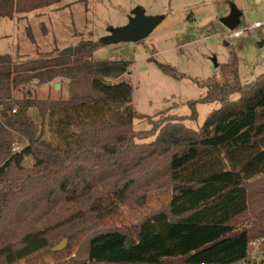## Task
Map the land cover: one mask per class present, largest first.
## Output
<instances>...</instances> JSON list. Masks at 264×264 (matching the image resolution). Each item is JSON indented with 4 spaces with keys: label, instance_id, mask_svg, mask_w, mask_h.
<instances>
[{
    "label": "trees",
    "instance_id": "obj_1",
    "mask_svg": "<svg viewBox=\"0 0 264 264\" xmlns=\"http://www.w3.org/2000/svg\"><path fill=\"white\" fill-rule=\"evenodd\" d=\"M61 1L0 0V18L13 20ZM99 46L82 41L71 57L31 61L0 55V229L5 236L0 264L45 251L62 253L54 250L56 231L89 217L95 224L105 220L114 211L107 208L126 203L140 166L162 155L172 191L167 207L131 229L97 232L84 245L85 259L61 264H250L253 242L263 239L264 252V228H237L236 222L253 197H264V73L241 84L233 57L221 67L220 80L199 83L206 96L190 102L192 121L197 103L220 104L201 129L187 127L184 117L166 116L150 130L136 132L133 121L141 116L131 105L132 86L106 82L123 76L130 64L95 61ZM158 67L178 78L174 68ZM64 79L70 80L68 100L15 98L32 81ZM234 94L237 100L231 99ZM30 109L48 122L50 140ZM146 139L151 142L136 141ZM15 143L20 152H12ZM26 159L31 168L23 165ZM100 185L107 187L104 192L97 191ZM81 202L82 208L70 209L64 220L33 228L38 217L55 214L60 204ZM15 220L25 230L13 235ZM83 232L88 231H77Z\"/></svg>",
    "mask_w": 264,
    "mask_h": 264
},
{
    "label": "rangeland",
    "instance_id": "obj_2",
    "mask_svg": "<svg viewBox=\"0 0 264 264\" xmlns=\"http://www.w3.org/2000/svg\"><path fill=\"white\" fill-rule=\"evenodd\" d=\"M138 7L143 8L146 16L163 18L150 36L138 44L102 45V40L113 30L129 23ZM233 10L240 11L239 27L258 22L262 27L245 38L230 37L222 21ZM82 41L100 45L93 54L95 61L130 64L123 76L107 78L106 82H125L132 86L131 105L141 116L133 121L136 132L150 130L152 122L166 116L184 117L187 127L199 130L209 115L220 108L218 103H197V120L189 119L192 113L190 102L202 99L207 93L199 83L211 78L220 80L221 67L231 62L233 57L238 60L241 84L248 85L264 73V0H62L18 15L13 20L0 18V55H12L16 61L58 56L64 49H74ZM158 64L174 68L178 78L163 73ZM57 82H63L62 88L54 87ZM69 84V79L47 84L32 81L25 91L16 92L15 98L28 97L45 102L68 100ZM238 98V94L231 97L232 100ZM29 115L42 127L46 140H50L48 122H43L36 109H30ZM136 141L148 143L151 139ZM166 162V156L162 155L142 164L136 172V184L128 192L126 203L107 208V212L114 211L99 224L93 223L89 217L56 231L55 234H60L55 241L67 240L62 253L45 251L16 264H61L77 256L85 259L87 250L84 245L97 232L131 229L154 212L165 209L172 196ZM32 164L26 159L23 165L31 168ZM105 188V185H100L97 191L104 192ZM74 207V210L82 208V202L60 204L49 218L47 215L38 217L33 228L48 226L59 218L64 220ZM236 224L237 228H264V197H253L249 211ZM24 230L20 221L15 220L12 234ZM79 230L88 232L77 233ZM0 238H5L1 229ZM69 238H72L71 242ZM254 248L255 244H251L250 264H254V260L256 264H264L260 245L258 249Z\"/></svg>",
    "mask_w": 264,
    "mask_h": 264
},
{
    "label": "water",
    "instance_id": "obj_3",
    "mask_svg": "<svg viewBox=\"0 0 264 264\" xmlns=\"http://www.w3.org/2000/svg\"><path fill=\"white\" fill-rule=\"evenodd\" d=\"M240 11L233 10L232 14L222 21V24L228 30H234L239 24ZM163 18L160 16L149 17L144 13L143 8L138 7L134 11V16L130 19L129 23L117 30H113L109 36L104 38L101 42L102 45H111L118 43H134L138 44L150 36L153 30L161 24ZM74 54V49L72 47L64 49L60 56L71 57ZM56 88L60 87V84H56ZM142 204V200H139ZM67 240L60 242L55 248V251H60L64 249Z\"/></svg>",
    "mask_w": 264,
    "mask_h": 264
},
{
    "label": "built area",
    "instance_id": "obj_4",
    "mask_svg": "<svg viewBox=\"0 0 264 264\" xmlns=\"http://www.w3.org/2000/svg\"><path fill=\"white\" fill-rule=\"evenodd\" d=\"M261 27H262V24L259 23V22L258 23H254L251 26L245 25V26H241V27H239V24H238L237 27L234 30H232V31L228 30V34L232 38H245V37L248 36L249 33H251L254 30L260 29ZM12 150L14 151V153L20 152L21 147L18 144L15 143L12 146ZM261 241L262 240H257V241L252 243V244H255V248H254L255 250L258 249Z\"/></svg>",
    "mask_w": 264,
    "mask_h": 264
},
{
    "label": "crops",
    "instance_id": "obj_5",
    "mask_svg": "<svg viewBox=\"0 0 264 264\" xmlns=\"http://www.w3.org/2000/svg\"><path fill=\"white\" fill-rule=\"evenodd\" d=\"M56 84H60V87L59 88H56L55 86H56ZM62 84H63V82L62 83H55L54 84V87L56 88V89H60V88H62ZM257 263V261L256 260H254V264H256Z\"/></svg>",
    "mask_w": 264,
    "mask_h": 264
}]
</instances>
